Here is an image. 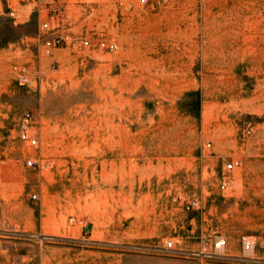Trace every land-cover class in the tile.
Returning <instances> with one entry per match:
<instances>
[{
  "label": "rangeland",
  "instance_id": "1",
  "mask_svg": "<svg viewBox=\"0 0 264 264\" xmlns=\"http://www.w3.org/2000/svg\"><path fill=\"white\" fill-rule=\"evenodd\" d=\"M62 4L0 0V264H264V0Z\"/></svg>",
  "mask_w": 264,
  "mask_h": 264
},
{
  "label": "built area",
  "instance_id": "2",
  "mask_svg": "<svg viewBox=\"0 0 264 264\" xmlns=\"http://www.w3.org/2000/svg\"><path fill=\"white\" fill-rule=\"evenodd\" d=\"M37 2L39 5L43 6H49L50 5V10H49V15L50 18H58V16L61 14V11L63 9V1L64 0H34ZM53 4V6L51 5ZM43 28H49L48 22H44L42 24ZM47 46L50 47H58V46H63V45H70L72 47H86V46H91V42L88 38L86 37H75L72 36L68 33L65 32H60L57 33V35L51 39L47 40L45 43ZM97 46L99 47H108L110 49L113 48V44H106V41L99 40L96 43ZM17 80L20 84H26L28 82V76L26 73L25 68H19L17 71ZM32 123V117L29 113H24L20 120H19V126H20V131H19V138L22 141H26L32 145L37 144V138L34 136H31L28 132V128ZM251 127H247L244 132L246 134L251 133ZM241 160L240 159H231L225 164L224 170L222 172V178H221V187L224 188L225 186L228 185V173L235 170L236 168L241 166ZM37 162L34 159H27L26 160V165L29 167H35ZM247 244L249 242H246ZM224 244V241L218 243V245ZM167 246L170 247L171 243H167Z\"/></svg>",
  "mask_w": 264,
  "mask_h": 264
}]
</instances>
